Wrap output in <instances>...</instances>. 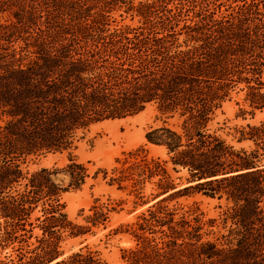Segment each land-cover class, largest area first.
<instances>
[{
    "label": "trees",
    "instance_id": "16d2710c",
    "mask_svg": "<svg viewBox=\"0 0 264 264\" xmlns=\"http://www.w3.org/2000/svg\"><path fill=\"white\" fill-rule=\"evenodd\" d=\"M221 1L198 0L183 16L187 0H0V248H31L29 259L0 264H105L87 247L65 258L60 251L67 238L107 220L93 207L82 227L64 212L62 195L89 177L84 165L26 168L33 158L75 150L97 124L148 108L161 124L145 140L167 161L139 150L114 171L110 185L130 184L135 205L153 203L122 258L264 264V121L236 130L250 150L235 149L213 127L236 91L245 92L251 116L264 110V0H225L224 12ZM116 14L136 24L116 22ZM168 164L186 171V185L175 184ZM192 194L215 201L218 219L169 207Z\"/></svg>",
    "mask_w": 264,
    "mask_h": 264
},
{
    "label": "rangeland",
    "instance_id": "374dc122",
    "mask_svg": "<svg viewBox=\"0 0 264 264\" xmlns=\"http://www.w3.org/2000/svg\"><path fill=\"white\" fill-rule=\"evenodd\" d=\"M135 3L145 0H134ZM151 1V0H149ZM190 3L187 10H182L183 16H191L196 11L198 0H187ZM221 11L226 9L225 0L221 1ZM183 4H186L184 1ZM125 21H121L119 15H114L116 22L121 24H136L130 22V18L125 16ZM245 92H235L232 99L223 105L221 111L217 113L213 127L221 128L219 134L235 149H253V143L237 141L239 134L236 130L246 128L247 125L259 126L264 121V110L255 111L251 116V108L244 102ZM245 114H244V113ZM161 124L158 113L153 108L146 109L143 113L124 120L106 121L90 128L86 136L77 144V148L72 151L47 154L29 161L26 170L34 173L41 169L54 170L61 169L70 163L71 159L83 164L88 179L85 185L78 191H70L61 197L64 205V212L68 220L77 226L89 227L87 218L93 216V207L103 208L107 214V220L92 227L90 232L77 238H67L62 244L60 251L67 257L74 251L87 247L93 252H97L100 259L105 264H127L123 257V252L135 248V241L130 232L135 228L138 216L153 203L140 206L135 205V197L130 184H126V189H119L117 184L110 185L111 178L117 177L115 169L130 159V155L137 151H143L149 160L167 161V156L163 149L149 145L145 140L147 131ZM169 173L175 184L186 185L184 179L186 171L175 173L171 171L170 164L167 165ZM156 181L153 180V182ZM124 185V187L126 186ZM152 192V185L145 184L146 199ZM170 208L178 207L187 210H196L197 214H202V220L218 219L221 209L217 203L199 194H192L189 197H182L172 201ZM217 229L205 227L204 232H216ZM203 232V234H205ZM38 233L37 230L34 231ZM211 234L208 237L211 238ZM29 247H24L21 251L11 249L2 250L0 248V261L7 262L8 257L16 258L24 256V260L29 259ZM19 258H16V262Z\"/></svg>",
    "mask_w": 264,
    "mask_h": 264
}]
</instances>
